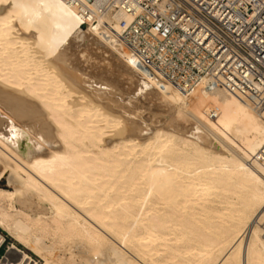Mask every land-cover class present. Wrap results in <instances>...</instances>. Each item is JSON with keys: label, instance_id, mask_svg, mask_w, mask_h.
Here are the masks:
<instances>
[{"label": "bare ground", "instance_id": "6f19581e", "mask_svg": "<svg viewBox=\"0 0 264 264\" xmlns=\"http://www.w3.org/2000/svg\"><path fill=\"white\" fill-rule=\"evenodd\" d=\"M58 1L0 0V264L35 263L17 243L44 264H264V105L185 92ZM93 45L134 91L81 69Z\"/></svg>", "mask_w": 264, "mask_h": 264}, {"label": "built area", "instance_id": "2783aa9c", "mask_svg": "<svg viewBox=\"0 0 264 264\" xmlns=\"http://www.w3.org/2000/svg\"><path fill=\"white\" fill-rule=\"evenodd\" d=\"M68 1L95 25L118 22L126 46L185 92L207 81L264 105V0ZM9 254L6 235L0 262Z\"/></svg>", "mask_w": 264, "mask_h": 264}, {"label": "rangeland", "instance_id": "374dc122", "mask_svg": "<svg viewBox=\"0 0 264 264\" xmlns=\"http://www.w3.org/2000/svg\"><path fill=\"white\" fill-rule=\"evenodd\" d=\"M58 1V0H57ZM59 2V1H58ZM65 10V9H64ZM66 11V10H65ZM96 46V47H94ZM93 47V48H92ZM92 47L89 48V51L87 53V55H89L88 57L90 58L89 62L87 63H83V66H81V69L85 70L87 69L88 73H91V75L99 77V78H104V81L109 80L108 82L110 83H114V79L112 78L111 75H113V77L116 76L117 82L119 83H114V85L118 86L122 91L129 93L134 91V89L136 88V81H133L132 79H130V77L127 74V72L125 71V69L122 67L121 63L119 62V60L114 57L113 55L109 54L107 52V54H105V52H103L102 50L97 49V45H93ZM78 54H76V57ZM110 56V57H109ZM96 58V59H95ZM82 59V58H81ZM104 61V62H102ZM117 62V63H115ZM89 63H90V67H89ZM92 63V64H91ZM109 63V65H108ZM120 63V64H119ZM111 64V65H110ZM120 65V66H119ZM105 68V70L102 68ZM110 66V67H109ZM83 67V68H82ZM101 67V69H100ZM89 68V69H88ZM99 68V69H98ZM104 70V71H103ZM112 70V71H110ZM116 70V71H115ZM99 71V72H98ZM103 71V72H102ZM114 71V72H113ZM102 72V73H101ZM109 73L108 75L106 73ZM99 73V74H98ZM117 73V75H116ZM101 74V77H100ZM98 75V76H97ZM107 75V77H106ZM110 75V76H109ZM119 75V76H118ZM118 76V77H117ZM127 76V77H126ZM111 77V78H110ZM109 78V79H107ZM127 78V79H126ZM118 84V85H117ZM151 98V99H149ZM147 99L148 103H150L152 99V97H149ZM146 101V102H147ZM151 104V103H150ZM149 104V105H150ZM161 108H164L163 106ZM157 109V108H156ZM148 115V114H147ZM177 119H179L178 121H182L181 123L184 122V119L180 118L177 116ZM6 184H8L7 179H4V183L2 185V188L4 189H8L6 187ZM4 232V231H2ZM5 233V232H4ZM7 236L8 234L5 233ZM8 242H9V247L10 245L14 242L9 236H8ZM18 247L21 248L22 250L26 251L29 255L32 256L33 260L35 261V263L33 264H44V259L41 256H38L36 254H34L32 251L26 249L23 245L18 244ZM78 249H77V253H78ZM58 252V254H57ZM61 252V251H60ZM59 250L55 251L54 256L60 255L62 254V252L60 253ZM81 261L80 257H77V264H79Z\"/></svg>", "mask_w": 264, "mask_h": 264}]
</instances>
